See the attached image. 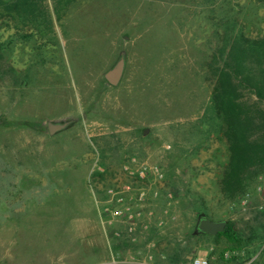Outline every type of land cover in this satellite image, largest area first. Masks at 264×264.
<instances>
[{
  "label": "rangeland",
  "instance_id": "1",
  "mask_svg": "<svg viewBox=\"0 0 264 264\" xmlns=\"http://www.w3.org/2000/svg\"><path fill=\"white\" fill-rule=\"evenodd\" d=\"M227 25L263 36L264 1L0 0V264H264V172L220 186L208 65Z\"/></svg>",
  "mask_w": 264,
  "mask_h": 264
},
{
  "label": "trees",
  "instance_id": "2",
  "mask_svg": "<svg viewBox=\"0 0 264 264\" xmlns=\"http://www.w3.org/2000/svg\"><path fill=\"white\" fill-rule=\"evenodd\" d=\"M208 67L212 107L223 123L229 150L221 191L235 198L264 172V35L249 37L227 25ZM226 229L217 237L234 240L232 227Z\"/></svg>",
  "mask_w": 264,
  "mask_h": 264
},
{
  "label": "water",
  "instance_id": "3",
  "mask_svg": "<svg viewBox=\"0 0 264 264\" xmlns=\"http://www.w3.org/2000/svg\"><path fill=\"white\" fill-rule=\"evenodd\" d=\"M125 68V59L122 57L120 60L105 73V79L111 87H116L120 84ZM67 124L48 123L49 133L51 135L65 129ZM227 227L226 221H211L205 217L199 219L197 232L201 234L217 236L223 233Z\"/></svg>",
  "mask_w": 264,
  "mask_h": 264
},
{
  "label": "built area",
  "instance_id": "4",
  "mask_svg": "<svg viewBox=\"0 0 264 264\" xmlns=\"http://www.w3.org/2000/svg\"><path fill=\"white\" fill-rule=\"evenodd\" d=\"M130 189V187H129ZM118 215L123 217V220L125 223L129 224L130 226V230L132 229V227L136 224V213L135 211H128L126 213H124V211H118ZM115 263V262H113ZM110 263V264H113ZM192 264H209L208 261L206 259H202V258H197L195 260H193Z\"/></svg>",
  "mask_w": 264,
  "mask_h": 264
}]
</instances>
